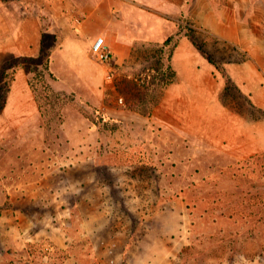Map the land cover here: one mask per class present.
<instances>
[{
	"label": "rangeland",
	"instance_id": "rangeland-1",
	"mask_svg": "<svg viewBox=\"0 0 264 264\" xmlns=\"http://www.w3.org/2000/svg\"><path fill=\"white\" fill-rule=\"evenodd\" d=\"M95 1L74 0L70 23ZM123 2L141 29L155 22L159 6ZM3 7L10 23L26 12L21 0ZM227 7L254 14L246 23L264 41V0ZM39 12V55L8 59L28 71L32 110L0 109V264H264V118H249L247 96L218 91L213 66L208 97L192 93L176 128L162 127L153 109L173 81L175 35L105 64L89 48L52 53L58 26ZM187 28L220 66L247 58L182 14L176 32ZM210 94L223 115L199 114Z\"/></svg>",
	"mask_w": 264,
	"mask_h": 264
},
{
	"label": "crops",
	"instance_id": "crops-1",
	"mask_svg": "<svg viewBox=\"0 0 264 264\" xmlns=\"http://www.w3.org/2000/svg\"><path fill=\"white\" fill-rule=\"evenodd\" d=\"M126 1L131 3L141 1L140 3L159 6L155 22L151 26L146 23L145 30L141 29L137 18H130L118 6L123 0L88 2L87 13L80 19H76L77 22L74 24L69 21L73 16L71 10L75 4L74 0H21L26 12L15 23H10L3 7L5 2L0 0V66L11 58L39 55L43 36L39 11L42 10L47 9L58 26L59 40L53 44L52 53L60 47L69 52L86 53V49L94 38L102 36L116 62L128 58L135 42L145 39L144 37L148 36V41L162 45L167 36L176 33L180 15L185 14L195 26L209 31L218 39L229 42L246 52L245 60L227 62L224 64V69L251 102L264 109L262 81L264 76L261 72L264 68V49L257 48V45L259 43L262 45L264 41L261 35L255 34L246 23L247 20H254L255 15L250 17L248 14H238L235 9L227 7L248 5L254 0ZM35 3L37 7L34 6ZM26 4H30L29 7ZM215 4L221 7L217 8ZM169 64L173 72V81L166 85L159 103L153 109V117L162 127L174 129L176 127L173 119L177 121L185 117L192 100V93L195 92L194 94L198 97L201 94L208 97V92L206 93L203 85L208 80L207 74L213 69V64L183 33L178 35L173 45ZM203 65L206 67L205 70L201 69ZM216 82L219 91L223 88V82L221 80ZM210 95V108L200 109L199 114L201 116L223 115L224 109L217 104L215 94ZM13 101L20 103V106L16 105L14 109L26 106L29 111L34 105L33 95L28 85V71L24 66H18L13 73L2 111L11 108ZM103 260L111 259L105 255Z\"/></svg>",
	"mask_w": 264,
	"mask_h": 264
},
{
	"label": "trees",
	"instance_id": "trees-1",
	"mask_svg": "<svg viewBox=\"0 0 264 264\" xmlns=\"http://www.w3.org/2000/svg\"><path fill=\"white\" fill-rule=\"evenodd\" d=\"M3 2H5V0H2ZM23 16V15H22ZM198 29L204 30L207 33H210L209 31L198 27ZM194 32H196L195 29L192 28H187L186 32L184 33L186 36H188L191 41L193 42V44L195 45V47L204 55V57L211 63L213 64V66L222 74V76L224 77V86L221 90L222 94H227L229 93L231 90H234L235 92H237L239 95L241 96H245V94L240 90V88L232 81V79L229 77V75L227 74V72L224 69V66H220L219 63L216 62V60L214 59L213 55L211 53H209L208 51H206L204 49V47L196 40V38L194 37ZM180 33L177 31L175 34H171L169 36H167V38L165 39V41L163 42L162 46L168 45V43L173 39V35L176 36L175 41L177 40V37ZM211 34V33H210ZM211 36L215 39L218 40L217 37H215L213 34H211ZM174 41V44H175ZM223 41V40H222ZM229 45H231L232 49H239L237 46L230 44L229 42L223 41ZM173 44V45H174ZM172 45V48H173ZM172 50V49H171ZM171 50L169 52V56H168V64L166 66L167 70L171 71V67L169 64L170 61V54H171ZM160 51V50H159ZM49 56V53L48 55ZM31 60V57H20L21 62L25 61V60ZM47 61V60H45ZM21 66V63L18 62H12V61H5L4 63L1 64L0 66V78L3 81L0 85V109L3 107L4 105V94H6V92L8 91L10 82L13 78V73L15 71V69ZM8 68H11V74L8 76L7 75V70ZM43 68H47V64H44ZM171 74H173V72L171 71ZM247 96V95H246ZM245 98V97H244ZM248 98V97H247ZM246 99V98H245ZM247 104L255 111L259 112V115L257 114H251L249 116L250 119L256 120V119H260V118H264V110L261 109L260 107H256L251 100L246 99Z\"/></svg>",
	"mask_w": 264,
	"mask_h": 264
},
{
	"label": "built area",
	"instance_id": "built-area-1",
	"mask_svg": "<svg viewBox=\"0 0 264 264\" xmlns=\"http://www.w3.org/2000/svg\"><path fill=\"white\" fill-rule=\"evenodd\" d=\"M91 56L101 63L110 64L113 60L112 52L106 47L103 37L97 36L89 46Z\"/></svg>",
	"mask_w": 264,
	"mask_h": 264
}]
</instances>
